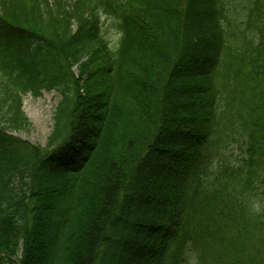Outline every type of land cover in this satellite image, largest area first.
Here are the masks:
<instances>
[{"label":"trees","instance_id":"1","mask_svg":"<svg viewBox=\"0 0 264 264\" xmlns=\"http://www.w3.org/2000/svg\"><path fill=\"white\" fill-rule=\"evenodd\" d=\"M0 264H264V0H0Z\"/></svg>","mask_w":264,"mask_h":264},{"label":"rangeland","instance_id":"2","mask_svg":"<svg viewBox=\"0 0 264 264\" xmlns=\"http://www.w3.org/2000/svg\"><path fill=\"white\" fill-rule=\"evenodd\" d=\"M112 25V20L102 19V32L114 49L118 44L119 37L116 35L115 30L113 31V28H111ZM108 29H111L109 33L107 32ZM59 100L60 97L55 92H44L41 97H34L32 94L26 95L24 97V112L32 126L16 135L33 144L46 145L54 126V116ZM242 151L241 143L235 144L230 147L227 156L235 161L242 156Z\"/></svg>","mask_w":264,"mask_h":264}]
</instances>
